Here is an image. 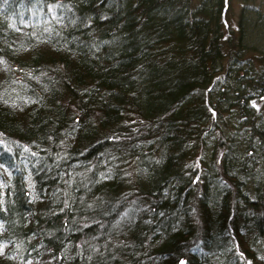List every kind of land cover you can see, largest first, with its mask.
<instances>
[{
  "label": "trees",
  "instance_id": "1",
  "mask_svg": "<svg viewBox=\"0 0 264 264\" xmlns=\"http://www.w3.org/2000/svg\"><path fill=\"white\" fill-rule=\"evenodd\" d=\"M0 0V264H264V0Z\"/></svg>",
  "mask_w": 264,
  "mask_h": 264
},
{
  "label": "rangeland",
  "instance_id": "2",
  "mask_svg": "<svg viewBox=\"0 0 264 264\" xmlns=\"http://www.w3.org/2000/svg\"><path fill=\"white\" fill-rule=\"evenodd\" d=\"M232 2V8L231 10L233 11V13L237 12L239 6L240 1L239 0H231Z\"/></svg>",
  "mask_w": 264,
  "mask_h": 264
},
{
  "label": "water",
  "instance_id": "3",
  "mask_svg": "<svg viewBox=\"0 0 264 264\" xmlns=\"http://www.w3.org/2000/svg\"><path fill=\"white\" fill-rule=\"evenodd\" d=\"M178 264H185V260L183 258H181L178 262Z\"/></svg>",
  "mask_w": 264,
  "mask_h": 264
}]
</instances>
